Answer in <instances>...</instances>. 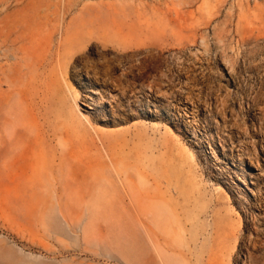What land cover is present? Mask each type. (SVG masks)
I'll return each instance as SVG.
<instances>
[{
	"label": "rangeland",
	"instance_id": "374dc122",
	"mask_svg": "<svg viewBox=\"0 0 264 264\" xmlns=\"http://www.w3.org/2000/svg\"><path fill=\"white\" fill-rule=\"evenodd\" d=\"M0 264H264V0H0Z\"/></svg>",
	"mask_w": 264,
	"mask_h": 264
},
{
	"label": "bare ground",
	"instance_id": "6f19581e",
	"mask_svg": "<svg viewBox=\"0 0 264 264\" xmlns=\"http://www.w3.org/2000/svg\"><path fill=\"white\" fill-rule=\"evenodd\" d=\"M159 85V84H158ZM225 97V96H224ZM100 100H101V98H99ZM163 106V105H162ZM164 107V106H163ZM165 108H167V106L165 107ZM255 246V245H254Z\"/></svg>",
	"mask_w": 264,
	"mask_h": 264
}]
</instances>
